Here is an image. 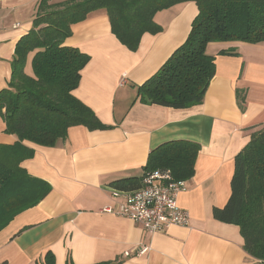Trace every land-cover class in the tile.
Instances as JSON below:
<instances>
[{"label":"crops","instance_id":"crops-1","mask_svg":"<svg viewBox=\"0 0 264 264\" xmlns=\"http://www.w3.org/2000/svg\"><path fill=\"white\" fill-rule=\"evenodd\" d=\"M40 1L0 2V93L9 87L17 44L33 29ZM67 1L72 0H52ZM198 13L194 2L158 12L154 21L162 32L144 34L135 52L113 34L106 10L72 26L65 45L90 57L74 95L111 128L73 127L56 147L24 142L35 156L22 168L52 190L0 231V264H46L49 253L54 264H262L246 253L239 227L213 213L230 200L235 158L264 127V42L210 43L206 51L215 58L216 74L201 105L173 109L137 98L138 87L186 42ZM17 141L0 117V145ZM173 141L201 146L195 175L178 196L190 226L150 234L126 218L102 213L123 199L110 184L143 176L150 153ZM144 248L149 250L140 255Z\"/></svg>","mask_w":264,"mask_h":264},{"label":"trees","instance_id":"trees-1","mask_svg":"<svg viewBox=\"0 0 264 264\" xmlns=\"http://www.w3.org/2000/svg\"><path fill=\"white\" fill-rule=\"evenodd\" d=\"M194 2L199 13L186 42L142 86L138 100L147 105L187 109L201 105L216 74L215 58L207 54L214 42H264V0H72L55 4L41 0L33 29L16 47L8 89L0 93V117L6 132L18 138L15 145H0V231L27 209L37 206L51 186L31 177L22 163L35 156L24 144L56 147L69 130H108L98 116L75 97L90 57L65 42L72 26L98 10H106L113 34L130 51L139 49L144 34H159L155 15L178 4ZM33 54V75L26 73ZM241 108L245 98L238 95ZM201 150L197 143L173 141L153 150L141 177L112 182L119 191H136L154 172L170 173L175 181L195 175ZM228 204L214 209V218L238 226L244 249L264 264V127L235 158V172ZM50 253L46 264H54ZM118 264V263H101Z\"/></svg>","mask_w":264,"mask_h":264},{"label":"built area","instance_id":"built-area-1","mask_svg":"<svg viewBox=\"0 0 264 264\" xmlns=\"http://www.w3.org/2000/svg\"><path fill=\"white\" fill-rule=\"evenodd\" d=\"M126 82L123 79L121 85ZM185 189L186 181H175L170 173L154 172L146 176L139 190L115 191L114 195L123 199L115 207H105L101 212L126 218L150 234L162 233L174 226L189 227L190 214L178 203V196ZM148 250L144 248L140 255Z\"/></svg>","mask_w":264,"mask_h":264}]
</instances>
